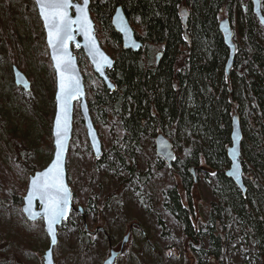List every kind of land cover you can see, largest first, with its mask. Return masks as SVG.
<instances>
[{"label": "trees", "instance_id": "1", "mask_svg": "<svg viewBox=\"0 0 264 264\" xmlns=\"http://www.w3.org/2000/svg\"><path fill=\"white\" fill-rule=\"evenodd\" d=\"M14 1L0 0L1 34H4L3 13L9 14L12 20L20 12L31 18L33 45L43 55L41 61L53 76L34 4L31 0H18L19 4ZM260 1L264 12V0ZM117 7L123 9L137 40L143 44L139 53L121 49L120 37L110 24ZM183 10L188 12V41L179 19ZM90 13L101 47L115 60L108 76L116 91L106 90L81 51L75 54L84 77L90 115L103 145L107 137L114 134L116 137L110 157L105 150L102 159L95 161L86 137L76 140L77 129L83 135V125L75 110L67 170L72 155L89 170L80 175L83 182L80 195L70 174L68 183L73 204L83 209L88 227L97 212L110 208L108 202L122 206L128 189L139 196L151 182L161 180L159 209L166 219H160L159 225L164 230L162 238L170 240L164 247L166 250L179 245L194 257L195 264H235L227 258L233 247L239 248L242 264H264V46L257 38L259 24L252 14L250 0H91ZM222 14L231 21L236 47L229 80L224 74L228 51L218 31ZM12 38L14 52H20L13 32ZM156 53L162 54L158 64ZM8 56L9 63L23 71L14 55ZM49 101L53 105L52 97ZM233 115L240 117L244 136L241 159L246 197L224 176ZM52 117L51 109L48 128L40 142L48 151L52 145ZM2 126L0 123V129ZM156 130L162 131L175 149L181 150L176 151L171 170L154 156L152 165L145 170L138 166L137 154L144 148L142 137H151ZM8 137L14 150L0 158L4 173L0 175V194L10 204L7 208L6 199L0 196V212L5 220L12 219L18 227L22 224L35 227L39 224H27L20 212L27 182L20 183L11 170L24 176L39 170L38 164L35 165L38 145L34 143L29 149L23 140H17L12 134ZM17 149H23V153ZM28 159L32 161L30 165ZM105 166L118 179L120 197L115 195L116 190L102 199L95 194L103 189L98 172ZM193 171L199 172L213 196L196 226L193 224L195 211L190 204L191 194L200 183H194ZM182 195L189 207L183 205ZM14 210L16 214H12L16 217L10 214ZM104 220L100 217V221ZM82 225L81 216L72 214L58 230L59 243L53 254L55 264H75L80 260L86 264L97 263L92 262L98 249L96 237L85 233ZM39 234L47 240L41 227ZM33 242L31 234L19 231L14 242L9 240L10 246L14 244L16 248L15 257L22 262L28 261V255H35ZM68 245L72 250L66 253Z\"/></svg>", "mask_w": 264, "mask_h": 264}, {"label": "rangeland", "instance_id": "2", "mask_svg": "<svg viewBox=\"0 0 264 264\" xmlns=\"http://www.w3.org/2000/svg\"><path fill=\"white\" fill-rule=\"evenodd\" d=\"M14 2L19 4L18 0H15ZM6 14L3 13L4 18L2 20L4 34H1L0 32V116H2L0 123H2V127L4 128L0 129L3 132L0 133V158H2L3 154H7L8 151L13 152L14 147L10 144V138L8 137L12 134L17 140H23V144L29 149L34 143L35 145H38L36 152L37 157H35V162L37 163H35V165L38 164V168L41 170L49 163L53 152L52 145L51 151H48L40 142L43 140L48 128L47 120L49 110L52 109L54 112V103L52 105L49 101V98H53L55 92L54 77L46 64L41 61L43 55H41L39 50L33 45L31 18L20 12L19 16L14 14L12 20L11 16ZM223 17L222 14L220 19ZM12 32L21 48L20 52H14V49L12 48L14 42ZM257 38L264 46V29L260 26L257 32ZM9 54L14 55V58H16L21 64L23 71L19 70L27 78L30 77V79H32L30 82L31 91L29 93H24L21 89L15 87L12 77V65L8 60ZM77 132L76 140L82 141V136L85 137L84 127L83 135L82 131L78 129ZM114 136L116 137V134H114ZM114 136L107 137L108 141H106L105 145L102 143L103 151H107L108 157H110L109 152L113 144ZM5 144L7 146H5ZM143 144V151L137 154V162L141 170H145L148 167V162L152 161L151 156L154 155L153 142H151L149 138H145ZM17 151L23 153V149H17ZM177 151L178 153L181 152L180 149ZM70 157L67 177L69 174L72 176L75 184L74 187L80 195L83 183L80 175L82 172H86L89 169L79 158L77 159L74 155ZM9 158L10 157H8V159ZM27 161L28 164L32 162L29 159ZM3 162L7 165L6 160H3ZM11 172L17 177L20 183L27 182L28 175L24 176V173L20 174L14 170H11ZM98 174V179L103 189L102 191H97L95 193L96 196L101 197L102 199L106 194H111L114 190H116L115 195H118L119 197L122 195V193H120L121 189L118 187L119 182L117 177H115L106 166L99 168ZM0 175H4L2 168H0ZM193 178L197 181V184L200 183L199 187L191 194L190 204V207H193L195 211L193 224L196 226L203 216V209L206 211L209 202L213 201V196L210 187L203 183L199 172L195 171ZM160 186L161 180L151 182L139 196L134 194L132 189H128L127 193L123 195L124 201L122 206H119L118 203H112L111 205V203L108 202L110 208L107 209V207H105L103 212L101 210L95 214L89 230L93 232L95 227H103L114 247H120L123 238L127 235H131L122 256L117 259L114 264H195L194 257L184 250L185 248L179 245H175L173 250L170 251L166 250L167 248H164L166 244H169L170 240H167L168 237L162 238L164 230L161 225H159L160 219H166L162 216L163 214L159 209L160 202L158 198L160 194ZM103 191L106 193L102 194ZM0 196L6 199L5 204L8 208L10 204L9 200H7V197L2 193ZM182 203L184 206L189 207L188 200L187 198L185 200L183 195ZM10 210L11 209H9V211ZM12 213H15V210L14 212H10V214ZM15 214H12L13 217H16ZM100 217L105 220L100 221ZM11 221L10 219L5 220L0 212V264H42V256L48 247V239L45 240L43 235L39 234L40 227L43 231L42 223H35L39 224L37 226L40 227H30L24 224H22L21 227H18L17 223ZM105 223L106 225H104ZM87 224L90 226L88 222ZM133 224H138V228L129 232V227ZM171 225L172 224L168 222V226L171 227ZM18 231L20 234H22V232L31 234V238L34 241L33 243H35L32 250V253L35 255H28V261L24 260L25 262H22L15 257L14 249L16 248H14V244L10 246L9 243V240L12 242L15 241L16 233H18ZM96 242L98 249H96L97 253L92 256V262L102 264L109 256L108 242L101 233L96 236ZM162 247L164 254L162 253ZM61 248L63 247L61 246ZM100 249H102V251ZM65 250L66 253L71 252V245H68ZM229 250L230 252L227 256L228 260L233 261L235 264H242L239 248L233 249V247H231ZM12 257L15 259H12ZM75 262V264H86L85 262H81V260Z\"/></svg>", "mask_w": 264, "mask_h": 264}, {"label": "water", "instance_id": "3", "mask_svg": "<svg viewBox=\"0 0 264 264\" xmlns=\"http://www.w3.org/2000/svg\"><path fill=\"white\" fill-rule=\"evenodd\" d=\"M32 2L35 6L37 16L41 23L50 67L54 74V113L50 129L53 152L51 160L43 169L35 171L33 174L28 176L27 187L25 195L24 197H22V205L20 207V211L26 222L31 224L39 221L42 222L43 231L48 239V247L44 251V254L42 256V264H55L53 250L58 245V230L69 221L72 213H78L82 217L83 230L85 233L94 235L98 232V230H104L103 228H98L94 233L89 232L83 209L81 207H74L73 194L70 189L67 177V158L69 154L70 143L73 137L74 112L76 105L82 121V125L85 130V137L87 139L93 158L95 159V161H99L103 157L102 142L90 115V109L86 98L84 77L80 70L75 52H82L93 73L102 81L104 87L110 93L116 91L114 83L108 76V72H111L114 69L115 60L110 57L101 47L96 35L95 23L90 13L91 0H87L86 6L84 4V0H71L72 4L79 5L84 8L87 23L86 31L79 30V25L74 24L73 28L76 30L73 31L72 39L65 45V49L67 52V56L65 57V59H71L73 67V79L75 81H78L79 86L78 93L73 98L68 100L67 109H65V102L63 98L64 94L60 88V83L64 79V76L63 74H60L58 76L57 69L53 61V49L49 46L48 43V29L45 27V19L41 17L40 9L37 5V0H32ZM250 5L253 16L256 18L258 24L264 29V14L261 8V1L250 0ZM68 15L72 19H76L79 13L76 12L75 8H69ZM179 19L181 26L185 29L184 35L187 37L188 12L186 10L182 11L179 15ZM110 24L114 33H116L120 37L122 51L139 53L142 50L143 45L139 40H137L131 23L127 19L121 7H117L115 9L111 17ZM218 31L228 51L227 59L224 65V74L226 76V79L229 80L236 55V47L233 41L231 21L228 17H224L218 22ZM90 50H94L97 54L93 56ZM101 57L105 58L106 61H109L110 64L105 63L103 60H101ZM161 57V53L156 54V64L159 63ZM12 77L16 88L21 89L24 93H29L31 91V84L29 80L16 66L12 67ZM58 94L60 95L59 100L57 99ZM58 117L60 121L59 125H57ZM57 133H59V137L57 136ZM58 138L61 141L62 149L60 150L59 162L56 163V141ZM243 139L244 136L241 128L240 117L238 115H233L230 119V144L226 148L228 168L224 171V176L226 179L232 182V184L240 192L242 197H246L247 189L243 178L244 170L241 159ZM155 152L156 155L159 156L167 164V166L171 168L172 163L175 160L174 151L171 143L163 135H159L155 140ZM234 164L236 165L235 168L233 167ZM37 178H39V182L41 183L45 181H48L50 183H57L59 185H62V187L67 190L68 201L65 214L55 224L50 225L47 219V201L41 200L38 195L34 196L30 202L28 200L32 181ZM194 183H196V181H194ZM126 240L127 239L125 237L122 241V249L125 246ZM120 255L121 251L114 252L111 250L109 257L105 259L102 264H114L115 260Z\"/></svg>", "mask_w": 264, "mask_h": 264}, {"label": "snow or ice", "instance_id": "4", "mask_svg": "<svg viewBox=\"0 0 264 264\" xmlns=\"http://www.w3.org/2000/svg\"><path fill=\"white\" fill-rule=\"evenodd\" d=\"M85 6L87 0H84ZM37 5L40 9L41 17L45 19V27L48 29V43L53 49V61L57 69L58 76L63 74L64 79L60 83L61 91L63 92L65 109H67L68 100L73 98L79 91L78 81L73 79V67L70 58L65 59L67 52L65 45L72 39L74 24L79 25V30L86 31V13L84 8L79 5H74L71 0H37ZM75 8L79 15L76 19H72L68 15V9ZM92 55L97 53L94 50H90ZM105 63H109L105 58L101 57ZM57 99H60L58 94ZM59 117L57 118V125H59ZM59 137V133H57ZM57 153L56 163L60 159V150L62 144L58 138L56 141ZM235 168L236 165L234 164ZM46 175V174H45ZM39 196L41 200L47 201V219L49 224H55L65 214L67 207L68 194L67 190L57 183H50L45 181L39 182V178L32 181L31 188L29 190L28 200L29 202L34 196Z\"/></svg>", "mask_w": 264, "mask_h": 264}, {"label": "flooded vegetation", "instance_id": "5", "mask_svg": "<svg viewBox=\"0 0 264 264\" xmlns=\"http://www.w3.org/2000/svg\"><path fill=\"white\" fill-rule=\"evenodd\" d=\"M185 36V35H184ZM186 37V36H185ZM186 41H188L187 40V37H186ZM143 45V44H142ZM156 56V55H155ZM159 135H163V133H162V131H160V130H156V131H154L153 132V136H151V137H148L147 135L146 136H143L142 137V139L144 140L145 138H149L150 140H151V142H153V149H154V155H152V156H154V157H157L158 158V162L160 163V164H162V165H164L168 170H171L173 167H174V163L176 162V158H177V156H176V151H177V149H175V146L171 143V141L165 136V135H163L170 143H171V145H172V147H173V151H174V156H175V160H174V162L172 163V166H171V168L170 167H168L167 166V164L159 157V156H157L156 155V152H155V140H156V138L159 136ZM140 153V152H139ZM152 156H151V158H152ZM152 162L153 161H149L148 162V167L150 166V165H152ZM195 174V171H193V174H192V176ZM194 179V178H193ZM195 180V179H194ZM98 228H103V227H95L94 229V231H93V233L96 231V229H98ZM136 228H138V224H133V225H131L130 227H129V232H132V231H134V230H136ZM104 229V228H103ZM89 232L90 233H92V231H90L89 230ZM99 233H101L105 238H106V240H107V242H108V250H109V254H110V251L112 250V251H114V252H120L121 251V255L117 258V259H119L121 256H122V253L124 252V250H125V246H126V244L128 243V241H129V239H130V236L129 235H127L126 236V243H125V246L123 247V249L121 248V245H122V242H121V245H120V247H114L112 244H111V240H110V238H109V236L107 235V233L105 232V230H103V231H101V230H98V232L96 233V234H94V235H91V236H93V237H96L97 235H99ZM116 259V260H117Z\"/></svg>", "mask_w": 264, "mask_h": 264}, {"label": "bare ground", "instance_id": "6", "mask_svg": "<svg viewBox=\"0 0 264 264\" xmlns=\"http://www.w3.org/2000/svg\"><path fill=\"white\" fill-rule=\"evenodd\" d=\"M121 46V45H120Z\"/></svg>", "mask_w": 264, "mask_h": 264}]
</instances>
